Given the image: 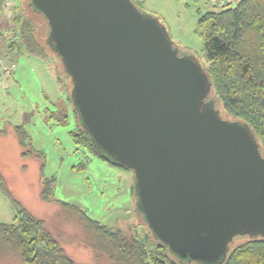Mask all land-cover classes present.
<instances>
[{
    "label": "water",
    "instance_id": "1",
    "mask_svg": "<svg viewBox=\"0 0 264 264\" xmlns=\"http://www.w3.org/2000/svg\"><path fill=\"white\" fill-rule=\"evenodd\" d=\"M70 76L99 155L134 173L137 207L181 260L224 264L237 237L264 238V155L250 127L223 119L212 77L179 54L133 0H30Z\"/></svg>",
    "mask_w": 264,
    "mask_h": 264
},
{
    "label": "rangeland",
    "instance_id": "2",
    "mask_svg": "<svg viewBox=\"0 0 264 264\" xmlns=\"http://www.w3.org/2000/svg\"><path fill=\"white\" fill-rule=\"evenodd\" d=\"M133 1L140 11L158 19L181 56L206 62L198 33L199 20L213 10L217 0ZM239 2L235 0L231 7ZM26 9L29 11L27 0H8L0 17V131L6 130L0 134V173L14 196L35 217L47 223L49 231L74 261L110 264L107 259L98 260L94 256L88 245L89 236L77 219L69 218L58 205L41 201L40 179L42 175L55 179L56 200L78 205L104 225L120 227L128 234L144 235L148 229L137 207L134 173L103 161L74 142L71 132L77 124L68 102L72 84L56 54L49 53L48 59H42L18 56L9 49L16 39L15 18L19 14L28 17L30 11L27 14ZM38 33L41 38L43 32ZM59 100L70 111L67 125L47 119L55 112ZM14 126H22L32 147L44 154L42 170L38 159L22 158ZM13 218L12 205L0 190V220L11 223ZM241 238L237 237L231 248Z\"/></svg>",
    "mask_w": 264,
    "mask_h": 264
},
{
    "label": "trees",
    "instance_id": "3",
    "mask_svg": "<svg viewBox=\"0 0 264 264\" xmlns=\"http://www.w3.org/2000/svg\"><path fill=\"white\" fill-rule=\"evenodd\" d=\"M7 1L0 0V17ZM27 8L29 18L22 14L15 18L16 39L9 49L18 56L48 59L49 53L55 54L49 46L48 22L31 6L30 0H27ZM39 31L43 32L41 38ZM198 33L206 60L204 71L213 80L210 100L215 108L221 109L223 119L241 121L250 127L264 155V0H240L236 7L214 5L213 10L200 17ZM57 80L62 84L58 75ZM68 98L77 124L71 132L74 142L108 162L99 155L83 129L70 94ZM62 103L61 100L56 102L55 112L47 119L58 125H67L70 111ZM14 131L22 158L38 159L42 170L44 154L32 147L22 126H14ZM4 133L5 129L0 131V134ZM40 186L42 202L58 205L61 212L77 219L84 227L89 236L88 245L98 260L107 259L110 264H195L174 256L167 246L154 238L147 226L148 233L144 235L128 234L120 227H110L92 219L78 205L56 200L54 178L42 175ZM0 190L14 212L11 223L0 220V261L4 264H83L74 261L49 231L47 223L35 217L14 196L1 173ZM224 264H264V238L239 239Z\"/></svg>",
    "mask_w": 264,
    "mask_h": 264
},
{
    "label": "built area",
    "instance_id": "4",
    "mask_svg": "<svg viewBox=\"0 0 264 264\" xmlns=\"http://www.w3.org/2000/svg\"><path fill=\"white\" fill-rule=\"evenodd\" d=\"M235 0H217L214 5L218 7H229L234 3Z\"/></svg>",
    "mask_w": 264,
    "mask_h": 264
}]
</instances>
